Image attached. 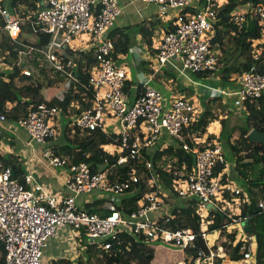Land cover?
Returning a JSON list of instances; mask_svg holds the SVG:
<instances>
[{
  "label": "built area",
  "instance_id": "2783aa9c",
  "mask_svg": "<svg viewBox=\"0 0 264 264\" xmlns=\"http://www.w3.org/2000/svg\"><path fill=\"white\" fill-rule=\"evenodd\" d=\"M142 1L158 5L162 15L173 16L172 31L163 36L158 47L157 59L161 67L179 68L181 74L218 70L211 42L219 11L229 0ZM37 4L36 32L49 34L51 41L45 51H36L51 64L55 73L74 83L75 62L69 60L63 64L60 56L83 34L94 44L98 65L92 69L86 89L93 91L95 99L91 108L72 117V128L81 133L99 129L116 135V141L105 146L104 151L120 155L112 169L130 164L131 178L113 181L112 169L93 172L87 163H73L68 156L57 154L54 144L58 138L56 120L62 116V109L47 103L38 105L13 124L26 132L32 148L35 145L43 147L42 158L49 167L66 169L64 186L67 193L54 192L37 183L33 172H29L21 183L13 177L11 167L0 165V245L5 251L4 264H45L44 251L49 241L63 229L77 231V235H84L90 244L104 251L122 245V237L127 235L181 251L184 260H176V264H224L230 259L229 250L223 245L227 240L221 246L209 247L207 244L209 227L213 223L209 219L212 213L209 205H213L216 212L224 213L226 222H231L222 229L238 232L239 238L232 247L243 242L242 261H252L254 242L243 226L250 217L241 215L242 204H250L249 196L229 180L227 171L231 165L222 143L216 139L206 146L207 143L201 144L192 134L201 113L197 104L186 97H172L169 102L149 82H144L140 94L131 99L127 90L129 70L113 61L115 48L109 37L122 13L119 0H38ZM231 16L232 24L240 33L247 31L249 19L260 25L261 38L250 42L252 58L258 60V46L264 44V0H249L239 5ZM0 18L4 22L0 31L15 41L22 37V21L1 4ZM39 63L44 66L41 59ZM23 74L32 76L30 71ZM230 83L233 85L212 87L211 97L234 100L236 106L246 112L247 103L264 98V74L255 65L230 79ZM5 121L7 119L0 111V122ZM111 126L114 128L108 132ZM163 136L175 143L174 148L193 155L191 172H187L188 164L174 155L172 161L171 156H163L157 166L170 177L171 190L178 198L197 201L201 218L199 233L192 229L172 228L174 216L165 200L169 198L168 193L160 192L154 186L157 183L153 184V181L161 184L159 177L150 180V186L158 191L147 194L135 212L126 216L119 209L121 197L139 182L138 168L154 169L153 162L146 156ZM220 166L223 171L215 175ZM93 193L107 198L106 216L90 213L80 206L78 200ZM258 207L264 213V201H260ZM199 239L206 244V249L197 248ZM190 250L195 251L194 255L188 253Z\"/></svg>",
  "mask_w": 264,
  "mask_h": 264
},
{
  "label": "trees",
  "instance_id": "16d2710c",
  "mask_svg": "<svg viewBox=\"0 0 264 264\" xmlns=\"http://www.w3.org/2000/svg\"><path fill=\"white\" fill-rule=\"evenodd\" d=\"M14 7L18 14V18H24L22 21V32L23 36H37L35 46H31L27 40H24V45L19 44L15 40L10 39L6 33L0 31V63H4L7 66L6 72L2 73V78L0 79V90L6 91L10 94V103L12 107L8 108L5 101H0V111L6 117V119L12 123H16L20 118L26 117L28 113L34 110L38 105L42 103L58 105L62 109V116L77 117L85 110L89 109L93 105L95 95L92 90H87L86 87L89 84V79L91 76L92 69L98 65L96 58V50L91 49L89 51H77L73 49H66L64 53L60 56L63 64H66L69 60L75 62V81L72 84L73 88H76L75 92L73 89L64 93V98L60 101L57 96L60 93V89L53 87V84H48L46 87L43 86H29L27 83L30 81L31 77L22 74V66L19 65L20 54L31 53L32 48L35 47L38 51H45L50 44L51 37L49 34L44 32H36L38 28L37 24V12H38V0H13ZM249 0H229L220 11L216 24L215 37L211 42V51L216 48L217 50L223 51L225 49V39L227 35L233 32L236 35V44L238 47L250 51V42L252 40H258L261 38V27L256 20H250L246 26L247 31L245 33H240L235 26L232 24L231 14L235 9ZM22 9L24 12L22 13ZM0 27H4V22L0 18ZM119 31V30H118ZM114 31L110 34V38L114 42V53L112 59L116 64H119L121 56H126L130 51V38L128 35L123 34L121 31ZM23 36L21 38H23ZM26 47L29 51L27 52ZM260 55L258 60L254 61L251 58L250 62L246 63L239 69H234V66L230 63L223 62L220 60L218 62V73H191L196 81H201L208 79L215 73L218 76H222L220 79L224 82L225 86L230 84V79L232 73L238 75L245 71L251 70L255 65L259 72L264 74V44L259 45ZM37 51V55L42 57V54ZM39 58V57H38ZM35 64L38 60L35 59ZM234 70V72H233ZM41 69V72H44ZM60 80L59 83L65 80V77L59 73H56ZM216 74V75H217ZM7 78V81L4 80ZM19 81L23 83L22 86L17 87L16 82ZM128 90V88H127ZM223 97H201L200 102L202 105V114L199 117L198 123L195 125L196 130L207 129L209 125L218 120V109L214 107V103L220 102L223 106ZM213 103V105H212ZM247 114L246 123L253 120L256 123V127L253 128L249 126V129L232 127L228 121L224 120L222 122V131L218 137V140L222 143L224 139L228 140L231 152L236 157V167L239 173L242 172V168L245 169H255L259 167L258 176L255 179H247L243 184L247 194L249 195L250 204H242V217H250L251 219V233H248L254 242L255 251L252 261L255 264H264V213L260 212L258 204L260 201H264V151L263 148L257 143H250L248 140V134L252 130H258L264 133V98L255 102H249L246 104ZM248 122V123H247ZM242 132L240 137L232 141L234 134L236 132ZM73 134L72 127H65L63 129V142L59 145H55V151L59 155L68 156L73 163H87L93 170V172H105L111 170L118 161L119 154L110 155L104 151V147L113 144L117 136L114 134H106L102 130L97 129L93 132L76 133ZM215 137L211 136L206 146L212 144ZM192 145V144H191ZM193 146V145H192ZM204 147V146H203ZM175 149V151H174ZM258 149V150H257ZM256 151V152H255ZM171 152L175 157H179L181 162H186L188 164L187 172H191L194 166L193 155L184 152L179 148H170L169 151L160 152L157 150L154 154H147V158L150 159L154 164L153 170H148L144 166H140L137 171L139 176V182L126 193L119 204V209L124 215H131L135 212L139 206L141 200L147 195L154 191H158L150 186L151 178L159 177L161 184L170 191L168 192L169 198L165 199L166 202L169 199L174 198L176 204L173 208L169 209L171 214L174 216L172 220L173 229H192L194 232L199 233L201 228V218L197 210V201L193 200H181L178 198L171 190V179L170 177L162 172L157 163L162 159L164 155ZM146 154V152H145ZM171 155V154H170ZM6 167H11L13 172V177L18 179L20 171H23L19 165L7 164ZM130 164L125 167H119L112 169L111 178L113 181H126L131 178ZM223 171V167H218L216 169L215 175H218ZM255 171V170H253ZM227 176L224 175V178ZM19 180V179H18ZM21 180V179H20ZM24 183V181H20ZM105 200H96L93 203L85 204L84 209L90 213L99 214L102 217L107 215V211L104 209ZM209 219L213 221L212 225L209 227L210 232L219 231L221 236L227 237V242L223 245L230 253L231 261H242L243 255L240 254L241 248L243 247V242H240L236 247H232V243L237 239V232L229 233L226 229H222L226 224L231 222H226L227 216L221 212H212L209 215ZM84 235H82L83 237ZM85 237V236H84ZM123 243L120 246H114L111 251H104L98 248L96 245H87V256H81L76 260H71L69 258H58L52 261V264H90L91 259L96 257L101 260H108L111 255L118 257L119 264H127V256L130 254L131 250L137 248V246H144L146 239L143 238H133L127 235L123 237ZM150 242V241H149ZM152 244H157L152 242ZM158 247L154 245V247ZM206 249V244L199 239L197 242V248ZM0 251H3V258L0 259V264L5 262V251L4 247L0 245ZM194 250L188 251L189 254L194 255ZM153 253V252H152ZM180 257L179 261L184 260L181 253H171L166 259L154 255H146L147 261H160L162 264H175L176 257Z\"/></svg>",
  "mask_w": 264,
  "mask_h": 264
},
{
  "label": "crops",
  "instance_id": "0c3cea01",
  "mask_svg": "<svg viewBox=\"0 0 264 264\" xmlns=\"http://www.w3.org/2000/svg\"><path fill=\"white\" fill-rule=\"evenodd\" d=\"M0 4L19 17L15 10L13 0H0ZM119 4L122 8V13L109 32V37L111 33L119 30L123 34L128 35L130 38V51L126 56H121L119 65L125 66L129 70L130 80L128 82V93L130 94L131 99H134L140 94L144 82H149L150 86H152L153 83L158 86L161 91L165 92L167 90V92H169L172 96L179 95V97H184L186 93L189 92V94H192L191 96L203 95L202 97H211L213 93L211 90L212 87L217 86H210L206 83V81L209 79L220 81L218 76H210L208 79L196 81L191 73L181 74V72H179V68L177 69L170 65L161 67L158 63L157 54L159 43L167 32L172 31V14L166 16L162 15L158 5L146 4L142 0H119ZM21 12L23 13L24 9H22ZM21 20L24 21L25 19L21 18ZM74 43L75 45L70 47L73 50L89 51L91 49H95L94 44L91 43L90 37L88 36L82 37ZM7 69L8 68L4 63H0V79L2 78V73ZM4 80L7 81V78H4ZM198 86L200 88H198ZM156 90L159 91V89ZM199 90L204 92V94H200L201 92H199ZM194 100H196V98ZM0 101H5L8 108L12 107V103L2 99ZM222 101L225 102L224 98ZM217 124L218 122L216 121L215 125H212L211 123V125L204 130L206 134L200 138H198L199 135H197V133L202 132L203 129H198L196 131L197 127L195 128L194 126L192 134L195 135V138H197L196 140L201 144L207 143L211 136H214L216 140V137H219L218 135H220L222 131V126ZM62 127L64 128L65 124H62ZM113 128L114 127L111 126L107 131L112 132ZM5 129L14 131L12 141L8 140L10 138H7V140L5 139ZM234 139L237 140L238 138ZM3 141H6L7 143H4ZM54 144H58L56 140ZM33 147L34 148L31 147L29 137L24 130L15 127L14 124L8 120L0 122V165L5 167L7 164L19 165V167L23 170L19 173V181H23L24 177L29 172H33L37 183L52 188L54 192L66 194L67 190L64 186V180L67 174L66 169L49 167L47 162L42 158L43 147L38 145ZM172 147H175V143L170 142L166 136H163L153 148L163 152L169 151L168 149ZM151 151H153V149ZM166 155L173 156L171 152H168ZM245 174L248 179H251V174L255 173H253L252 169H248ZM227 175L229 178L228 171ZM229 180L231 179L229 178ZM237 187L242 188L245 193L247 192L244 185H239ZM96 200H105L106 203L105 197L99 193H96L92 197L89 195L82 196L78 201L80 206L84 208L85 204L93 203ZM62 235H64L63 238H61ZM76 236V232L73 233L71 229H63L56 238L49 241L48 246L44 251V256L45 254H48V252L51 253L52 259L49 264H52L54 259L63 257L60 255L61 247H63L65 243L69 242L70 238ZM221 237L222 242L227 240L226 236ZM238 238L239 236L237 235V239ZM155 249L156 252L160 250L159 246ZM172 253H181V256L183 257V253L181 251L175 250V252ZM2 258L3 251H0V259ZM176 258L179 262L178 259H180V257L177 256ZM71 260L73 259L71 258ZM45 261L48 264V260L46 258ZM224 264H226V262Z\"/></svg>",
  "mask_w": 264,
  "mask_h": 264
},
{
  "label": "rangeland",
  "instance_id": "374dc122",
  "mask_svg": "<svg viewBox=\"0 0 264 264\" xmlns=\"http://www.w3.org/2000/svg\"><path fill=\"white\" fill-rule=\"evenodd\" d=\"M23 36V34H22ZM82 37H87V35L83 34L80 36V38ZM80 38H76L74 40V42L76 40H79ZM23 39L27 40L28 43L31 46H35L36 40H37V36L33 35V36H23ZM1 41V38H0ZM71 44V47H73L75 45V43ZM225 49L223 51L217 50L216 48L213 49V53L216 56L218 62L220 60H223V62L226 63H230L234 66V69H239L242 66H244L246 63L250 62L251 58H252V53L251 51H248L246 49L240 48L237 46L236 44V35L231 32L227 35L226 39H225ZM39 57V58H38ZM35 59L38 60V63L35 64ZM39 59H41L44 62V66L41 67L39 64ZM2 61V59H0ZM19 65L22 66V74L23 72H27L30 71L32 73L31 79L30 81L27 83L29 86H43L46 87V85L48 84H53V87H57L60 89V93L58 95V99L61 101L64 98V93L68 92L70 90H74L77 91L76 88L72 87L73 82L69 81V80H64L63 82L59 83V76L55 73V70L53 69V67L51 66L50 63L46 62L45 58L42 56H38L37 55V51L36 48L33 47V51L31 53H23L20 54V59H19ZM41 69H44V72H41ZM6 72V71H4ZM234 72V70H233ZM8 73V72H6ZM218 73V71H217ZM215 73L212 77H217L218 74ZM217 74V75H216ZM239 75L236 73H232V77L233 78H237ZM218 78H222V76H218ZM206 83H208L210 86H222L224 87L225 84L224 82H222L221 80H215V79H209L208 81H206ZM17 87H20L23 85V83L17 81L16 83ZM233 83H230L229 86H232ZM153 88L155 89H159V91L162 93V95L164 96V98L166 100H168L169 102H171L172 97L173 98H177L179 97V95H174L172 96L169 92H167V90L161 91L160 88H158V86H156L155 84L152 83ZM198 88H200L198 86ZM197 88V89H198ZM199 92H201V90H199ZM204 94V92H201L200 94ZM192 94L186 93V95L184 97H186L189 100H192V102H194L195 104H197L199 110H201V113L199 115V117H201L202 114V109H201V102L200 99L203 95H195V96H191ZM10 94H8L6 91L4 90H0V100H6L8 102H10V98H9ZM196 98V100H194ZM225 102H222L223 106H221L220 102H216L214 103V107L217 108L219 111L218 113H216V115L218 116V120H216V122H218V124L220 126H222V122L224 120L228 121V123L232 126V127H240V128H246L249 129V126H252L253 128L256 127V123H253V120L251 122H247L246 123V116H248L246 111H242V108H239L236 103V101L234 100H225ZM213 105V103H212ZM62 124H65V127H73L71 124V118H69V116H61L60 118H58L56 120V128L58 130V138L56 139L57 143L60 145L63 142V128ZM217 124V125H218ZM211 125V124H210ZM212 125H215V121L212 122ZM73 134L75 135L76 133H78L79 131L76 130L75 128L73 129ZM4 134H5V139L7 140V138L9 141H12V138L14 137V131L12 130H8L5 129L4 130ZM197 131V130H196ZM80 133V132H79ZM196 133V132H195ZM242 132H236L234 134V138H239L240 134ZM205 133L204 130H202V132L197 133V135H199L198 138L202 137ZM219 134V133H218ZM219 136V135H218ZM232 139V141H235L236 139ZM216 139H218V137H216ZM215 140V139H214ZM4 143H7L6 141H3ZM222 146L225 150L226 153V157L227 160L229 162V164L231 165V168L229 167L228 173H229V178L235 183V185L239 186V185H243L245 183L246 178V172L248 171V169H245V167H243L241 170L242 172L239 173L237 171L236 168V157L235 155L231 152L229 143L227 139H224L222 142ZM153 149V151H151ZM151 150H149V154H154L157 150L155 148H152ZM258 150V149H257ZM256 152V151H255ZM174 159L173 156H171L170 160L172 161ZM170 160L166 159V161L168 163H172ZM234 165V166H232ZM238 167V166H237ZM255 171H253V173L255 174H251L250 178L251 179H255L258 176L259 173V167H255V169H253ZM250 171V170H249ZM157 183L156 188L160 191V192H165L168 193L167 190L162 184L158 183L157 181H153V184ZM160 185L162 187H160ZM167 191H166V190ZM96 193H93L89 196H94ZM123 197V196H122ZM121 197V200H122ZM107 200V198H105ZM169 205V209L171 211V209L173 208V206L176 204L175 199H169V201L166 202ZM73 233L77 232V231H72ZM77 234V233H76ZM64 235L61 236V238H63ZM222 237L220 235L219 231H214V232H210L208 233L207 236V244L209 245V247H216V246H221L223 244L222 242ZM58 240V239H57ZM64 240V239H63ZM66 242V241H65ZM90 242L86 237H82L80 235H77L76 237L70 238L69 242L65 243L63 245V247H61V252L60 255L63 257H67V258H72L73 260H76L77 258H80L81 256L86 257L87 256V245H89ZM146 247L143 246H137V248H135L134 250L130 251V254L127 256V264H162V262L160 261H154L153 259L151 261H147L146 259V255H154V258L156 256L162 257L163 259H166L170 253L175 252V249L169 248L165 245H160L158 244L160 250L158 252H156V246L154 247V245L157 244H152V242L146 241L144 243ZM153 252V253H152ZM48 256V257H46ZM45 258L48 260V264L49 262L51 263V253L48 252V254H45V256L43 257V261L45 264H47V262L45 261ZM90 264H119V260L118 257H116L115 255H111V257L108 260H99L96 257H93L91 259ZM226 264H255L253 261H231L229 259L226 260Z\"/></svg>",
  "mask_w": 264,
  "mask_h": 264
},
{
  "label": "water",
  "instance_id": "95a60500",
  "mask_svg": "<svg viewBox=\"0 0 264 264\" xmlns=\"http://www.w3.org/2000/svg\"><path fill=\"white\" fill-rule=\"evenodd\" d=\"M16 42H18L21 45H24V40L23 38L19 37L16 38ZM27 52L29 51L28 47H26ZM248 140L250 143H257L259 144L264 151V133L258 131V130H252L250 131V133L248 134ZM208 209L211 212H216V209L213 205H209ZM244 226V230L246 233H251L252 229H251V219H249L248 221H246V223L243 224Z\"/></svg>",
  "mask_w": 264,
  "mask_h": 264
}]
</instances>
